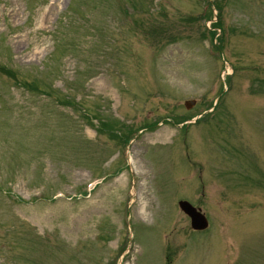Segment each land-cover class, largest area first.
<instances>
[{
    "label": "rangeland",
    "instance_id": "rangeland-1",
    "mask_svg": "<svg viewBox=\"0 0 264 264\" xmlns=\"http://www.w3.org/2000/svg\"><path fill=\"white\" fill-rule=\"evenodd\" d=\"M0 67V264H264V0H0Z\"/></svg>",
    "mask_w": 264,
    "mask_h": 264
},
{
    "label": "water",
    "instance_id": "water-1",
    "mask_svg": "<svg viewBox=\"0 0 264 264\" xmlns=\"http://www.w3.org/2000/svg\"><path fill=\"white\" fill-rule=\"evenodd\" d=\"M185 106L187 109H190L191 103H185ZM179 208L190 219L193 230L201 231L207 228L208 222L199 209L194 208L186 201L179 202Z\"/></svg>",
    "mask_w": 264,
    "mask_h": 264
},
{
    "label": "trees",
    "instance_id": "trees-1",
    "mask_svg": "<svg viewBox=\"0 0 264 264\" xmlns=\"http://www.w3.org/2000/svg\"><path fill=\"white\" fill-rule=\"evenodd\" d=\"M0 71L6 72L11 75L10 71L9 70L7 71L4 67H0Z\"/></svg>",
    "mask_w": 264,
    "mask_h": 264
}]
</instances>
